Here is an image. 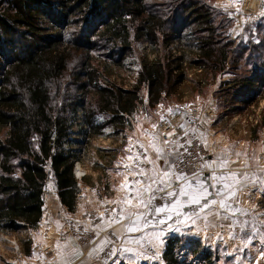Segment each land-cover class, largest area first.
Masks as SVG:
<instances>
[{
    "label": "trees",
    "instance_id": "trees-1",
    "mask_svg": "<svg viewBox=\"0 0 264 264\" xmlns=\"http://www.w3.org/2000/svg\"><path fill=\"white\" fill-rule=\"evenodd\" d=\"M209 4L204 0H0V231L39 227L49 171L57 181L61 204L75 211L81 190L73 174L74 158L64 150L73 117L79 110L84 112L90 140L102 135L103 126L94 125L95 114L111 111L112 121L122 123L124 114L135 110L142 87L158 99L172 83L170 67L159 50L182 39L185 29L197 39L203 57L194 65L207 73L222 70L230 60L232 43L220 32L223 27L215 26ZM68 34L73 37L70 41L65 40ZM143 38L151 42L157 57L142 60L134 90L125 91L115 83L102 85L109 83L115 69L124 68L125 57ZM79 53L82 63L71 83L66 80L70 61ZM252 67L256 74L239 80L243 87L239 92L246 97L240 101L246 105L254 102L258 86L264 90L260 75L264 71ZM92 89L100 99L93 109L87 100ZM179 241L168 242L164 259L169 264H184L176 257ZM191 248L200 255L197 245ZM203 251V257L209 256Z\"/></svg>",
    "mask_w": 264,
    "mask_h": 264
},
{
    "label": "rangeland",
    "instance_id": "rangeland-1",
    "mask_svg": "<svg viewBox=\"0 0 264 264\" xmlns=\"http://www.w3.org/2000/svg\"><path fill=\"white\" fill-rule=\"evenodd\" d=\"M204 1L210 3L212 12L214 11L213 14L216 15L215 26H222L223 28L219 29L220 32L223 37L230 39L232 43L230 46V60L222 65V70L216 73L214 69H211L207 73L204 67H197L198 61L202 60L203 57L199 53L197 39L192 35L191 30L187 28L181 35L182 39L174 40L167 50L164 48L159 50V55L165 59V64L167 63L170 67L172 83L166 86L158 99L153 100L147 87H142L138 93L135 110H132V113L124 114L122 123L112 121L114 115L111 111L95 114L93 122L95 126H103L102 135L94 136L90 140L86 138V132L89 128L87 125L84 126L82 120L84 112L79 110V113L73 117L75 123L71 131V142L68 149H73L77 154L82 168L87 172L85 179L90 178L92 184L96 185L98 183L99 185L97 190L93 192V199L97 198V203L92 206L88 202L84 203L86 205H83L82 210H99V202L102 201L99 199L101 196L106 195L108 199H111L116 191L121 189L119 186L120 181H115V178L120 179L121 177L117 172L121 168L115 170L111 167V164L116 163L118 157H124L126 154L131 157L132 154H135L139 156V158L136 157V162L140 169L143 168L147 172L155 166V169L158 170L154 161L151 164L144 162L149 154H152L153 158H158L153 145L155 148L162 150L163 158L167 163L176 162L179 155L174 148L180 142L177 133L182 134L184 131V134L194 137L193 147L201 149L199 152L205 156L203 165L206 162L210 165L209 167H203V169L212 173V177L214 175L231 176L232 173L236 174L234 178L227 181L233 184L231 190L236 193L231 200H236V209L245 211L234 210L230 212V228H241V239H246L244 232L248 236H255L252 240L257 239L256 234L262 235L264 239V184L254 183V180H264V90L259 94L255 91V103L252 102L248 105L240 101L242 98L246 99V97L244 98L243 94L239 92L243 91L239 80L256 74L253 65L259 67L258 70L264 71V23H258L264 22V0ZM219 6L224 10L217 11L220 8ZM230 15L231 22L229 19H225L230 18ZM253 22H257V24ZM70 38L73 37L68 34L65 40L70 41ZM74 55L70 61V71L66 77V80L71 83L75 82L72 75L80 70L82 63L80 53ZM81 56H84V54ZM156 57L157 54L153 53L151 42L143 38L137 42L135 51L125 57L123 61L124 68L115 69L113 75L109 77V83L101 84L110 85V83H115L125 91L134 90L142 71V60L144 58L154 60ZM179 58H183L184 62L179 61ZM1 60L0 58V62ZM195 63L197 65H194ZM94 64L99 65L96 61ZM178 66H182L183 70L179 71ZM181 75L182 78L179 77ZM260 75L264 79V73ZM71 87L74 89V85H71ZM95 90L92 89L87 98L88 102H92V109L100 101ZM60 94H63V92L61 91ZM236 94L237 97H235ZM146 100L149 102L148 105H146ZM170 118L173 121L171 130L173 140L172 144L167 145L164 138H161L159 128L163 120ZM99 119H102V121ZM221 161H226V166H221ZM109 163L110 166H107ZM98 164L104 166L100 165L101 167L97 168L96 165ZM207 182L205 181V186L216 195L221 185L217 184L214 179H209V182ZM177 183L180 184V182ZM177 183L172 185L170 191L177 186ZM215 183L219 188L218 190L215 189ZM210 185H215V187ZM49 193L50 190L47 194L49 195ZM171 198L172 201L176 199V197ZM180 200H183L182 197H180ZM208 202L205 203L208 206L203 208V212L212 206ZM47 204L48 206L51 205L49 210L52 213L59 215L58 218L62 213L68 211L61 204L59 197L48 199L44 203L43 213L47 210L45 208ZM75 211H77V208ZM198 211H200L199 213L202 212L200 208ZM226 221L224 219L223 223ZM80 222L83 221L80 220ZM36 230L24 229L11 233L0 231V264H11V259L17 260V264H21L20 260L29 257L34 243H39L34 240ZM13 242L20 245V252L14 251ZM114 249L112 247L108 253ZM206 250L209 254V256L205 255L207 259L204 258L205 256L203 257V250L197 251L200 254L198 256L203 257L201 261L204 264H243L245 260L243 249L236 255V263H230L228 259L224 258L225 252H221L219 258L215 259L212 251L209 248ZM180 253L181 250H178L177 260ZM262 253L264 255V246ZM139 254H141L140 257L155 260V264H169L164 259V253L156 256L154 251L144 252L142 250ZM139 254L136 255L139 256ZM194 254L192 251L189 254L187 253L184 256V264H192ZM263 255L257 251L255 257L264 262ZM126 263H129V261Z\"/></svg>",
    "mask_w": 264,
    "mask_h": 264
},
{
    "label": "crops",
    "instance_id": "crops-1",
    "mask_svg": "<svg viewBox=\"0 0 264 264\" xmlns=\"http://www.w3.org/2000/svg\"><path fill=\"white\" fill-rule=\"evenodd\" d=\"M218 10L223 11L224 9L220 7ZM151 155L149 154L144 162H148L149 160L154 161V164L158 168L157 171L167 166V162L163 157L153 158ZM136 157L139 158V156L132 154L131 159H129L130 157L126 154L124 157H118V159L124 158L123 160L117 161V159L114 165L111 164V167L115 170L121 168L120 171H117L118 175L121 176L120 179L118 177L115 178V181H120L119 186L121 189L117 190L116 194L112 198L110 197L111 199H108L106 195L101 196L99 198L102 200L99 202V210H82L83 205H86L84 203L88 202L92 206L98 201L97 198L93 199V192L97 190L98 183L95 185L92 184L90 178L85 179L84 186L77 197V211L64 212V214H68V219L79 228V231L75 235H68L65 232L61 217L58 218L59 215L57 216L55 213H52L49 210L51 205L48 206L47 204L45 206L47 210L43 213L39 228L34 233V240L39 243H34L33 251L31 250L29 257H26L22 261L20 260L21 264H115L117 260L119 264H124L127 261H129V264H132L133 260L134 264H144L141 262L146 260V257H140V251H154L156 256L163 255L168 247V242L176 238L180 240L178 242L180 250L187 245L191 251L190 245L193 244L194 247L197 245L195 249L199 252L209 248L215 259L219 258L221 252H225L224 258L228 259L230 263H236L235 257L243 249L245 258L243 264H264L262 260L255 257L257 251L263 255L264 239L262 235L256 234L258 236L257 239L252 240L255 236H248L244 232L246 239H241L242 229L230 228L229 226L230 212L236 210L237 207L236 200H231L233 197L226 201L231 205V208L224 209L219 205L223 196H217L212 190L208 189L211 195L207 196V200L201 199L200 205L191 204L182 209L178 207L181 212L188 213V216H177L175 210L152 215L150 209L143 206L136 207L137 202L134 199L132 200L131 207L123 203L126 198L131 199L135 195V192L131 191L132 188H143L145 183H150V181L145 180V176L132 174L133 172H140ZM100 165L98 164L96 167H101ZM108 165L110 166V163ZM146 173L148 176H152V171H147ZM198 177L201 182H209L205 178L212 177V173L203 174ZM137 180L142 183L139 185L134 184V181ZM190 182L195 186L197 181L193 179ZM182 183L183 181H180V184ZM125 185L126 187H122ZM215 185V189L218 190L219 188L216 183ZM155 187L157 186L153 185V188ZM170 190L171 187L166 188L163 192L153 193L145 191L143 198L147 200L150 195H155L156 199L153 203L156 206H162L172 201V198L161 199ZM182 199L181 201L184 202L188 198L182 197ZM213 199L217 201V204H212L207 211L199 213L198 209L201 205ZM122 210L124 216H127L128 212L147 213L146 223L143 220L140 221V231L127 232L123 227V225L128 223L127 220H121L120 223L112 222L111 226H109L110 221L120 219ZM169 215L171 219L167 218ZM56 218H58L57 221H55ZM224 219L227 220L225 223H223ZM80 220L83 222H80ZM161 220L165 222L160 223L159 221ZM110 227L112 231H110ZM109 240L111 243L105 242L101 244V241ZM112 247L115 250L131 248L139 256L135 255V257L130 258L129 254L117 251L116 256L110 257V260L105 259V255ZM101 248L103 249L102 251ZM195 256L197 257V255ZM262 259L264 260V258Z\"/></svg>",
    "mask_w": 264,
    "mask_h": 264
},
{
    "label": "snow or ice",
    "instance_id": "snow-or-ice-1",
    "mask_svg": "<svg viewBox=\"0 0 264 264\" xmlns=\"http://www.w3.org/2000/svg\"><path fill=\"white\" fill-rule=\"evenodd\" d=\"M171 111V110H170ZM171 135V133L169 134ZM154 150L157 152V156L162 158L163 152L161 149L155 148L153 145ZM131 159V157L129 158ZM148 163H153L151 160L148 161ZM179 163H183L182 160H179L178 162H172L167 163V166L157 171L155 169V166L153 169H150L149 171H152V176H148L147 173L143 168L140 169L139 173L133 172V175H142L145 176L146 181H150V183H145L143 188H132L131 191L135 192V195L128 199L126 198L123 203L127 204L129 207L132 206V200H136V207L143 206L145 208L150 209L152 215H158L161 213L169 212L171 210H175V214L177 216L184 215L188 216V213H183L179 209L184 208L185 206H189L191 204L200 205V200L205 199L207 200V196L211 195V193L208 192V187L205 186L204 182H201L199 177L194 176L193 178L196 179V184L193 186V184L190 182L189 177L182 171H176L179 167ZM226 161H221V166H226ZM210 165L206 162L203 167H209ZM236 176L235 173H232L231 176H213L205 178V180L214 179L217 184L221 185V188L216 192V195H222L223 198L220 200L219 205L221 208L224 209H230L231 205H229L226 201L234 197L236 195L235 191H232L233 184L228 183L227 181L229 179H232ZM183 181L182 184H179L177 182ZM255 182H259L264 184V180H254ZM142 182L137 180L134 181V184L139 185ZM174 183H177V186L173 188L172 191H168L166 193L165 197H161V199L176 197L175 200L171 201L170 203H165L162 206H156L153 201L156 199L155 195H150L147 200L143 198V193L145 191L148 192H163L166 188L172 187ZM153 185H156L157 187L153 188ZM211 187H215V185H210ZM122 187H126L122 186ZM180 197H187V201L182 202L180 200ZM209 204H216L217 201L215 199L208 202ZM179 206V209L177 208ZM208 205H201L200 210L202 211L204 207H207ZM237 211L244 212L243 209H236ZM146 216L147 213H139V212H128L127 216L123 215V210L121 211L120 219L110 221L109 226H111L112 222L120 223L121 220H127L128 223L126 225H123L125 230L127 232H136L140 231V221H145L146 223ZM168 219H171V216L169 215L167 217ZM160 223H164V220L159 221ZM111 243V241H101V244L103 243ZM95 243V241H93ZM103 249L101 248V251ZM117 251H120L125 254H129L130 258L135 257L136 253L131 248H123L120 250H112L108 253L109 256H116ZM115 264H119V261H115ZM132 264H134V260L132 261Z\"/></svg>",
    "mask_w": 264,
    "mask_h": 264
},
{
    "label": "built area",
    "instance_id": "built-area-1",
    "mask_svg": "<svg viewBox=\"0 0 264 264\" xmlns=\"http://www.w3.org/2000/svg\"><path fill=\"white\" fill-rule=\"evenodd\" d=\"M262 90L263 89L261 87H259L257 89V93L259 94ZM148 104H149V102H148V100H146V105H148ZM99 120L102 121V119H99ZM172 122H173L172 118L165 119L161 122L160 128H159L161 138L162 137L164 138V142L167 145L172 144V140H173V133H171ZM185 131H187V130L185 129ZM183 132H182V134L177 133L178 137L180 138V142L174 148L175 150L178 151V155H179L177 157L176 162H178V158H179V160L183 161V163H179V167L176 169V171L182 170L189 177V179H193L194 176L198 177V176L203 175V174H209L210 172L205 171V169H203V158L205 159V156L203 155V153L199 152L201 149L193 147L194 137L188 136V135H186V133L184 134ZM170 133H171V135H169ZM55 137H56V134L53 133L52 137H51L52 142L55 140ZM70 142H71V138L69 139V142L64 145V150L66 151V155H71L74 158L73 159V162H74L73 174H74L75 180L77 181V187L81 190L84 186L83 180L87 177V172L82 168V165L79 162V160L77 158V154H75L74 150L68 149L69 148L68 145ZM46 189H47V191L45 192ZM49 190H50V193L48 195L47 192ZM44 192H45V193H43L44 203H46V201L48 199L59 197V187H58L57 181H56V179H55V177L51 171H49L47 174ZM2 199H3V197L0 195V201ZM60 217H61V220L63 223V227L65 229V232L68 235H75L79 231V228L76 225H74L72 221H70L68 219L67 214H62ZM186 247L187 246H184V248L181 249V253H180L179 258H178V261L181 263H185L184 256L187 255V253L188 254L190 253L189 248H186ZM13 249L16 252H20V245L17 242H13ZM104 258L110 260V256L108 255V252ZM17 262H18L17 260H12V259L10 261L11 264H17ZM201 262H202L201 259L199 257L195 256L192 264H204L203 262L202 263ZM141 263L155 264V261L150 260V259H146ZM124 264H129V263H124Z\"/></svg>",
    "mask_w": 264,
    "mask_h": 264
}]
</instances>
